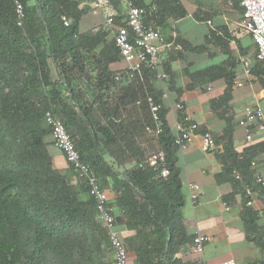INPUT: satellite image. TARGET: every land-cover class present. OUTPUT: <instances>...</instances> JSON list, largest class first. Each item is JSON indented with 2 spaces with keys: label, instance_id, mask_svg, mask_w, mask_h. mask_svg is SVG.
<instances>
[{
  "label": "trees",
  "instance_id": "1",
  "mask_svg": "<svg viewBox=\"0 0 264 264\" xmlns=\"http://www.w3.org/2000/svg\"><path fill=\"white\" fill-rule=\"evenodd\" d=\"M21 1L24 18L18 26L12 2L0 0V264L114 262L85 180L70 166L61 171L53 165L46 111L62 121L82 161L102 187L114 193L108 203L125 216V231L119 237L127 252H134L133 264H182L176 254L193 242L195 234L187 232L183 222L175 132L165 120L156 73L146 67L138 72L113 69L112 64L123 60L120 49L114 38H106V25L79 30L87 11L79 7L81 0ZM231 1L232 6L239 5L238 0ZM133 4L146 9V23L154 28L167 16L178 19L186 13L178 0H154L150 5L133 0ZM62 17L69 20L67 25ZM121 26L127 24L118 14L113 28ZM176 42L183 49L189 47L185 41ZM178 58L182 52L171 50L169 56H161V67L167 76L163 81L168 79L170 88L180 93L182 89L173 87L170 65ZM249 62L250 74L264 88V66L256 51ZM237 63L238 59L227 57L191 72L194 81L187 88L200 79L199 85L225 82L223 94L209 102L224 126L216 133L201 126L195 132L212 135L220 165L215 180L232 188L222 200L227 204L235 195L241 197L245 238L263 253L264 225L259 220L264 208L260 213L247 206L245 197L247 187L257 189L251 167L257 151L253 146L235 147V124L232 114L227 115ZM148 96L160 106L161 132L156 137L145 131L152 125ZM178 104V121L186 126ZM156 148L164 153L166 177L148 163Z\"/></svg>",
  "mask_w": 264,
  "mask_h": 264
},
{
  "label": "crops",
  "instance_id": "2",
  "mask_svg": "<svg viewBox=\"0 0 264 264\" xmlns=\"http://www.w3.org/2000/svg\"><path fill=\"white\" fill-rule=\"evenodd\" d=\"M92 0H81L79 7L86 8L79 22V30L94 31L104 26V17L101 13L91 10ZM144 5H150L154 0H139ZM185 9L184 16L174 19L167 16L164 21L155 23L160 31L163 41L169 46H164L161 52L163 58L169 56L171 50L182 52V58L170 62L171 72L174 74L173 87L182 89L177 93L170 88L167 81L156 80V86L161 89L163 105L166 108L165 120L174 131L178 122V102L181 103L183 112L199 126L210 131L220 132L224 121L218 118L216 112L210 109L209 102L223 94L225 82L221 79L212 82L197 83L192 88L187 85L194 81L189 74L210 65L220 63L227 57L238 59L244 57L248 61L257 47L251 34L238 24L241 19V7L229 4V0H178ZM112 3V2H111ZM232 3V1H231ZM113 4V3H112ZM118 14L125 18V7L115 6ZM146 18V17H145ZM146 22V20L144 19ZM149 23L154 24L153 21ZM150 25V24H149ZM107 39L113 38L109 28ZM213 34V38L211 35ZM177 39L188 44L183 49ZM177 46V47H176ZM174 47V48H173ZM251 66V63L249 62ZM125 67L123 60L112 64L113 69ZM242 66H235V78L231 88V99L228 102L234 126V145L238 150L246 146L256 149L255 172L264 176V135L255 130L252 125L241 126L238 120L242 116L245 105L257 102L264 112V88L250 74V78L243 80ZM235 79L243 80L242 86H236ZM172 86V84H171ZM252 134L251 140L245 139L246 133ZM53 165L61 171H67L68 165L61 151L54 145L50 147ZM177 166L184 194L183 222L187 232L196 234L200 232L209 239L204 244L202 254L194 251L193 244L188 243L176 254L182 264H214L221 260L233 258L239 264H264V252L245 238L244 228L239 216L241 210V197L235 195L233 201L225 204L223 196L228 195L232 188L228 182L217 183L215 175L220 170V165L214 157V152H204L200 148V134L196 132L191 145L184 151H177ZM71 182L76 184L77 178L71 176ZM196 183L200 186V193L195 202L190 199L189 184ZM102 184V183H101ZM108 202H111L114 193L109 187H104ZM264 200L256 197L254 209L262 211ZM115 209V226L122 236L126 221L125 216ZM260 224L264 225V217H260ZM131 264L134 262V252L128 251ZM113 259V255H112ZM111 264H114L112 261Z\"/></svg>",
  "mask_w": 264,
  "mask_h": 264
},
{
  "label": "built area",
  "instance_id": "3",
  "mask_svg": "<svg viewBox=\"0 0 264 264\" xmlns=\"http://www.w3.org/2000/svg\"><path fill=\"white\" fill-rule=\"evenodd\" d=\"M13 4L17 25H22L24 18V8L21 0H10ZM119 5L125 7V20L127 26L113 28V22L118 15V10L110 0H92L91 10L94 13H101L104 17V25L113 32V38L120 49L125 68L132 72H138L142 67L149 68L156 73V78L163 81L167 76L161 67V52L164 46H169L163 41V37L157 28L148 25L144 19L146 9L133 4V0H117ZM241 7V19L239 26L251 34L256 44V57L264 66V0H238ZM229 4L231 0H229ZM154 6L151 7V10ZM150 10V11H151ZM65 25L69 23L66 17H62ZM177 47V46H176ZM242 66L243 80L250 78L249 61L244 57H238V63ZM243 80L235 79L236 86H242ZM147 104L151 115L152 125L145 126V131L152 137H156L161 132V123L159 120V104L151 96L147 97ZM180 108V104H177ZM46 123L51 129V136L54 146L61 151L68 166L72 167L85 180L88 186V193L96 202L97 218L105 227L113 251L114 264H131L128 252L122 243L117 229H115V209L108 203L107 193L102 187L100 180L94 176L89 166L82 161L80 154L75 148L74 140L67 133L61 120L56 118L50 111L44 114ZM187 123L177 122L175 125L174 143L178 151L187 149L193 140L199 123L190 120L187 116L184 118ZM241 126L252 125L256 131L264 135V112L257 102L245 105L242 109V116L238 120ZM200 134V148L204 152H212L216 148L215 141L210 132ZM252 134L246 133L245 139L251 140ZM164 153L161 149L156 148L151 151L148 158L150 166L155 168L161 177H166L168 169L164 166ZM251 167H255V161H251ZM254 181L257 189L247 187L245 197L246 205L254 209L256 197L264 198V176L255 172ZM201 189L196 183L189 184L190 199L195 202ZM258 211V210H256ZM261 213V211H258ZM209 237L197 232L193 238V248L198 254H202L204 244ZM206 264V263H203ZM214 264H239L235 259L228 258Z\"/></svg>",
  "mask_w": 264,
  "mask_h": 264
},
{
  "label": "rangeland",
  "instance_id": "4",
  "mask_svg": "<svg viewBox=\"0 0 264 264\" xmlns=\"http://www.w3.org/2000/svg\"><path fill=\"white\" fill-rule=\"evenodd\" d=\"M238 263H240L239 261H237Z\"/></svg>",
  "mask_w": 264,
  "mask_h": 264
}]
</instances>
